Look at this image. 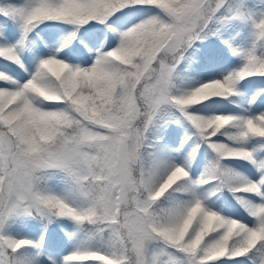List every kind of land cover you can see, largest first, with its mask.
Returning a JSON list of instances; mask_svg holds the SVG:
<instances>
[{"label":"snow or ice","instance_id":"obj_1","mask_svg":"<svg viewBox=\"0 0 264 264\" xmlns=\"http://www.w3.org/2000/svg\"><path fill=\"white\" fill-rule=\"evenodd\" d=\"M0 264H264V0H0Z\"/></svg>","mask_w":264,"mask_h":264},{"label":"trees","instance_id":"obj_2","mask_svg":"<svg viewBox=\"0 0 264 264\" xmlns=\"http://www.w3.org/2000/svg\"><path fill=\"white\" fill-rule=\"evenodd\" d=\"M234 63H240L239 60L234 61ZM53 229L55 230V226H53Z\"/></svg>","mask_w":264,"mask_h":264}]
</instances>
